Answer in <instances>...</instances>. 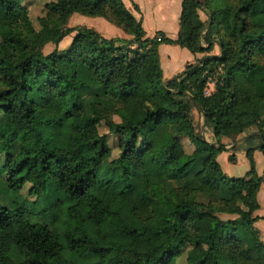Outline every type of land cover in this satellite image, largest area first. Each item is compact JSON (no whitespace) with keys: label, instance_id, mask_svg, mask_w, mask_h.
Here are the masks:
<instances>
[{"label":"trees","instance_id":"trees-1","mask_svg":"<svg viewBox=\"0 0 264 264\" xmlns=\"http://www.w3.org/2000/svg\"><path fill=\"white\" fill-rule=\"evenodd\" d=\"M30 4L0 0V264H264V0H183L175 39L147 37L123 0H50L40 29ZM74 14L133 39L69 27ZM163 44L220 54L166 80ZM240 138L250 169L231 178L218 155ZM135 174L142 203L116 201Z\"/></svg>","mask_w":264,"mask_h":264},{"label":"rangeland","instance_id":"rangeland-1","mask_svg":"<svg viewBox=\"0 0 264 264\" xmlns=\"http://www.w3.org/2000/svg\"><path fill=\"white\" fill-rule=\"evenodd\" d=\"M48 1L50 0H31V4L27 7L29 11V16L33 22V27L35 29H40L39 19L45 17L47 14L46 3ZM181 3L182 0L181 1L180 0H124V5L127 11L130 12L131 14L135 13V15L138 17L136 19L135 16L132 14L133 17L136 19V21H140L141 19H143L144 28L147 31V33H151L153 27H158L160 29H163L166 32L165 34L168 35L169 37L176 36L174 29L176 26V17L178 18V13H180L182 9ZM135 4L138 6V8H135ZM199 15L203 21H208L209 15L206 12L200 11ZM68 26L69 27L86 26L88 28L95 29L96 31L100 32L103 36L107 38L125 35L124 39H128V40L133 39V36L127 35L122 29L112 25L103 18H93V17L83 16L81 14H74L70 18L68 22ZM72 36L73 34L66 37L59 44L58 48L59 49L66 48L70 44L72 40ZM202 44L204 47H207L205 41H202ZM136 46L137 44H134V47ZM54 49H55L54 44H48L47 46L44 47L43 52L44 54H48L52 52ZM217 53L220 54V48L217 44H215L214 49L211 52L201 53L202 54L201 58L207 55L209 56L218 55ZM216 79L217 76L212 77L208 81L207 85L204 86V92L206 95L211 94L215 90ZM192 113H193L194 124L199 135L205 137H208L207 135H209L212 137L211 128H209L207 125L204 124V117L198 112V110L195 107H193ZM115 119L117 120V118ZM100 131L102 133L107 132V129L102 128ZM184 145L186 147V151H188L190 149L189 143L185 142ZM237 150H240V148H238ZM258 164H260V162ZM223 166L226 170V173H228L231 178L244 177L246 174L245 173L246 171H244L246 167L243 165V162L241 161L235 166L233 173H231L232 170L229 171V169L227 168L226 162ZM148 168L150 169L151 172H154V168L152 167V165H150L149 162H148ZM261 177L263 178V176ZM139 178H140L139 175L137 174L133 175V177H131L130 179L132 187L129 190H127L125 194L119 195L116 198V201L120 202L123 200H132L138 204L142 203V193H144V186H142L139 183ZM49 215L51 217H54L56 215V211H52L51 214ZM259 227L263 230L262 232L264 235V224H262V226L260 225ZM179 264H184L183 258L179 260Z\"/></svg>","mask_w":264,"mask_h":264},{"label":"crops","instance_id":"crops-1","mask_svg":"<svg viewBox=\"0 0 264 264\" xmlns=\"http://www.w3.org/2000/svg\"><path fill=\"white\" fill-rule=\"evenodd\" d=\"M123 2H124V0H123ZM181 7H182V3H181ZM132 14L135 16L136 19L138 18L135 15V13H132ZM180 14H181V12L178 13V18L176 17V26L174 29L176 36L170 37V38L175 39L178 35ZM141 20L143 23V19H141ZM143 27H144V24H143ZM158 31L165 32L163 29H160L158 27H153L151 30V33H147V31H146V35H147V37L151 38ZM118 37L125 38V35H120ZM217 54H219V53H217ZM159 56H160L161 67L163 69L165 79L168 80V79H172L175 76L179 75L184 70V68L186 67L187 64L194 63V62L198 61L201 58L202 54L201 53L193 54L192 52H190L186 48H182L178 45L163 44L159 47ZM207 136L208 137H205V136L204 137L208 142H210V143L215 142L212 140L211 136H209V135H207ZM243 140H244V138H240L235 143L226 146L227 151H224L218 155V161L221 164V167L225 173H226V170L223 166L225 164V162H226V166L229 169V171L232 170L231 173L234 172L235 166L240 161L243 162V165L246 167V169L244 170V171H246L245 173H247L249 171L250 163H249V160L246 156V151L244 150V148L241 147L240 150L232 151V148L234 146L240 144ZM232 154L235 155L234 161H231L229 159L230 155H232ZM223 161H225V162H223ZM254 161H255L256 170H257L259 176H263V178H264V154L262 151H260L258 149L255 150ZM259 162H260V164H258ZM226 174L230 177V175L228 173H226ZM257 199H258L260 206H259V209L254 214L255 216L259 217V219L255 223V227L259 231L260 237L264 242V235L262 232L263 230L259 227L260 225L262 226V224H264V182L262 183L261 188L257 194Z\"/></svg>","mask_w":264,"mask_h":264},{"label":"water","instance_id":"water-1","mask_svg":"<svg viewBox=\"0 0 264 264\" xmlns=\"http://www.w3.org/2000/svg\"><path fill=\"white\" fill-rule=\"evenodd\" d=\"M209 26H210V23H209V25L207 26V29L209 28ZM169 80H170V79H169ZM203 117H204V124L206 125V119H205L204 114H203ZM202 137L205 139L204 136H202ZM213 143L217 145V142H213Z\"/></svg>","mask_w":264,"mask_h":264},{"label":"built area","instance_id":"built-area-1","mask_svg":"<svg viewBox=\"0 0 264 264\" xmlns=\"http://www.w3.org/2000/svg\"><path fill=\"white\" fill-rule=\"evenodd\" d=\"M210 95V94H209Z\"/></svg>","mask_w":264,"mask_h":264}]
</instances>
